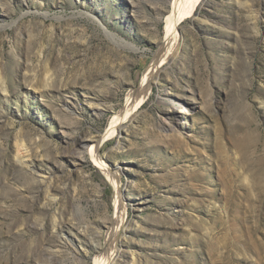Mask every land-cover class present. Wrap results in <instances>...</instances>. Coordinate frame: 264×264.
<instances>
[{"label": "rangeland", "instance_id": "1", "mask_svg": "<svg viewBox=\"0 0 264 264\" xmlns=\"http://www.w3.org/2000/svg\"><path fill=\"white\" fill-rule=\"evenodd\" d=\"M172 9L0 0V264H264V0H204L170 57ZM155 58L150 96L98 151L118 192L88 146ZM189 87L201 103L172 104Z\"/></svg>", "mask_w": 264, "mask_h": 264}, {"label": "bare ground", "instance_id": "2", "mask_svg": "<svg viewBox=\"0 0 264 264\" xmlns=\"http://www.w3.org/2000/svg\"><path fill=\"white\" fill-rule=\"evenodd\" d=\"M203 1L204 0H172V8L173 9H172L171 13L169 15H167V17H166V19H167V24L165 25L166 26V33L164 35V40L162 42L163 47H165L167 49L166 51H167L168 55H170V53L172 54L173 52H174V54L177 53L176 52L178 50L177 44L179 43L178 42V31L181 28V25H180L181 19L187 15H192V13L195 12L196 7L200 4H202ZM174 54H172V56ZM165 56L163 58H165ZM170 57H171V55H170ZM160 61H162V59L157 60L155 58L152 60V62L148 65V67L143 72L139 85L136 88H133V89L131 88L130 91L128 92V94L126 95L125 105L122 107V109H120L117 116H115V118L111 121V124H110L108 131L103 136L99 137V139L97 141H95V143L90 144L88 146V150H89L90 154L92 155L93 159L108 173V176L110 177V179L114 183L115 188L118 192H121V190L119 188V177L116 175V173H114L113 171H110L111 169H109L108 165L98 155L100 144L103 142V140L106 136L112 135L115 131H118V133H119L122 130H125L126 129L125 122H126L128 117H129V119L136 118L135 116L138 113L136 111L138 110V108H140L142 103L145 102L146 99L150 96L152 89H153V85L157 83L159 77H161L160 75H162L161 72L164 68H163V62H160ZM185 90H186V88H185ZM186 93H187V95L192 96L191 99L193 100V102L201 103V101L196 98L195 88L189 87L183 93L184 95L178 94L174 98H172V104L177 102L179 105L182 106L183 103L188 102V99L185 97ZM135 112H136V114H135ZM181 112L183 114H186V113H188V110L186 107H183ZM171 113H172V108L170 107V109L164 115V118L162 119V124H163L162 126H165V127L167 126V129L171 130L173 133L176 132V133L180 134L178 128H174L172 126V121H173L172 116L173 115L171 116ZM183 119H184V116L182 117V119L179 123L184 122ZM120 201H121L120 195L117 194L116 206L121 205ZM119 212H120V209H119ZM115 257H116V253L114 251L111 253V255L108 258H105V259L103 258L104 259L103 261L100 259L99 260L96 259L95 264H112V263H114L113 259H115ZM116 259H117V257H116ZM133 261L135 262L134 258H133Z\"/></svg>", "mask_w": 264, "mask_h": 264}]
</instances>
